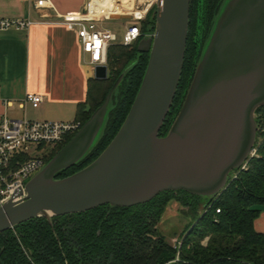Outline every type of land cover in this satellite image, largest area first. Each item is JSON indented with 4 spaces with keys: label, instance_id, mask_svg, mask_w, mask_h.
<instances>
[{
    "label": "water",
    "instance_id": "obj_1",
    "mask_svg": "<svg viewBox=\"0 0 264 264\" xmlns=\"http://www.w3.org/2000/svg\"><path fill=\"white\" fill-rule=\"evenodd\" d=\"M152 1L157 3L155 31L137 46L139 56L148 54L147 66L119 131L88 166L56 178L96 147L114 109L113 98L139 56L72 139L27 182L25 192L19 190L0 207V234L36 218L52 226L54 217L101 206L143 205L163 192L211 201L247 162L256 141L255 112L264 107V0L222 1L180 111L164 137L159 133L183 68L190 0ZM93 71L95 80L107 79V66ZM18 197L23 198L15 201Z\"/></svg>",
    "mask_w": 264,
    "mask_h": 264
},
{
    "label": "trees",
    "instance_id": "obj_2",
    "mask_svg": "<svg viewBox=\"0 0 264 264\" xmlns=\"http://www.w3.org/2000/svg\"><path fill=\"white\" fill-rule=\"evenodd\" d=\"M201 1V0H200ZM223 0H203V22L199 44L193 42L199 0H190L186 51L173 104L160 130L164 137L172 126L192 80L213 19ZM156 8L140 22V38L131 46L111 44L107 50L108 76L89 81L86 102L78 106L75 122L82 126L104 102L123 70L137 59V46L155 31ZM148 54H141L113 98L104 133L90 155L57 175L63 179L92 163L113 140L140 87ZM256 156L247 160L245 170L234 171L220 196L204 201L186 192H163L150 202L131 208L101 206L91 211L46 219L36 218L0 234V264H264V235L253 222L264 208V107L255 112ZM58 144L45 158L48 163L73 137ZM170 202L178 204L186 223L176 245L159 233ZM218 211V212H217Z\"/></svg>",
    "mask_w": 264,
    "mask_h": 264
},
{
    "label": "crops",
    "instance_id": "obj_3",
    "mask_svg": "<svg viewBox=\"0 0 264 264\" xmlns=\"http://www.w3.org/2000/svg\"><path fill=\"white\" fill-rule=\"evenodd\" d=\"M38 1L0 0V20L35 23L24 30L0 31V95L11 102V106L0 103V118L75 122L94 79V67L81 51L76 30L53 22L58 15L82 12L86 0H44L49 9L36 8ZM26 94L42 97L38 108L30 104L20 108L18 101ZM11 111L19 115L10 116ZM253 228L264 235V208Z\"/></svg>",
    "mask_w": 264,
    "mask_h": 264
},
{
    "label": "built area",
    "instance_id": "obj_4",
    "mask_svg": "<svg viewBox=\"0 0 264 264\" xmlns=\"http://www.w3.org/2000/svg\"><path fill=\"white\" fill-rule=\"evenodd\" d=\"M143 2V4L150 3L147 0ZM49 7L44 0L36 3V8L49 9ZM148 7L141 18L132 14L128 15L134 24L125 30L121 45L131 46L140 38V26L137 24L145 19L151 9ZM135 10L139 9L136 7ZM115 15L105 14L103 11L97 12V3L93 0H86L82 12L58 15V21L53 24L76 30L81 51L88 56V63L92 67L107 66V50L111 44L116 42V36L109 30H103L100 24L112 20L111 18ZM33 24L35 23L29 20H0V31L24 30ZM41 102V96L26 94L18 101V104L20 108H23L25 104L38 108ZM0 103L4 106H11L10 100L2 99L1 95ZM80 128L81 125L78 122L30 121L25 118L10 119L2 116L0 118V207L19 190L24 193L27 182L44 167L49 151L63 143L67 137L75 135ZM262 130L264 131V127ZM259 143L260 140L255 141L249 158L256 156ZM246 164L247 162L239 170H245ZM231 175L235 179L237 173L233 172ZM22 198L18 197L15 201Z\"/></svg>",
    "mask_w": 264,
    "mask_h": 264
},
{
    "label": "rangeland",
    "instance_id": "obj_5",
    "mask_svg": "<svg viewBox=\"0 0 264 264\" xmlns=\"http://www.w3.org/2000/svg\"><path fill=\"white\" fill-rule=\"evenodd\" d=\"M203 0H199V4L196 9V17H195V30H194V37L193 42L196 44V46L199 44L200 41V32H201V23L203 22V15H202V9H203ZM130 5L127 6V4L122 3V1H118L116 5L119 6V13L118 15H129L131 14L130 10L136 9V7L139 9L138 11H142L148 7L150 8H156V2H150L143 4V1L141 0H131V3H128ZM133 7V8H132ZM156 10V9H155ZM155 12V11H154ZM133 20H110V21H104L100 24V27L103 30H109L112 34L116 36V42L114 44H122V39L125 30L133 25ZM140 26V24H137ZM10 116H18V112L11 111ZM256 117V116H255ZM180 208L178 204L176 205L175 202H173L172 206L168 207L167 213L163 215L160 223L158 224V231L159 233L169 242L171 245H176L178 241V237L180 232L182 231L186 221L184 218H182L179 215Z\"/></svg>",
    "mask_w": 264,
    "mask_h": 264
},
{
    "label": "bare ground",
    "instance_id": "obj_6",
    "mask_svg": "<svg viewBox=\"0 0 264 264\" xmlns=\"http://www.w3.org/2000/svg\"><path fill=\"white\" fill-rule=\"evenodd\" d=\"M93 1L97 3V12L100 13V11H103L105 14H109V15H113V14L115 15L119 13L118 12L119 6L116 5L118 1H122V3L127 4V6L130 5L128 3H131V0H93ZM142 1H145V0H142ZM147 1L152 2V0H147ZM144 11L145 9L143 10V12L135 10V9H133L132 11L130 10L131 14L136 16L137 18H141Z\"/></svg>",
    "mask_w": 264,
    "mask_h": 264
}]
</instances>
